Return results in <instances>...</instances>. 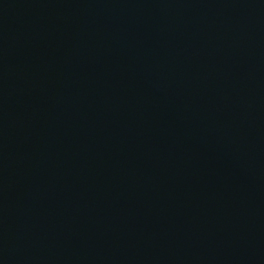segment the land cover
<instances>
[{
  "label": "water",
  "instance_id": "obj_1",
  "mask_svg": "<svg viewBox=\"0 0 264 264\" xmlns=\"http://www.w3.org/2000/svg\"><path fill=\"white\" fill-rule=\"evenodd\" d=\"M0 264H264V0H0Z\"/></svg>",
  "mask_w": 264,
  "mask_h": 264
}]
</instances>
